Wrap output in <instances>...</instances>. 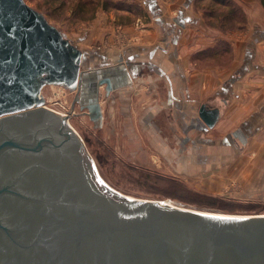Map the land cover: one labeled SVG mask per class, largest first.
Returning a JSON list of instances; mask_svg holds the SVG:
<instances>
[{"label": "water", "instance_id": "1", "mask_svg": "<svg viewBox=\"0 0 264 264\" xmlns=\"http://www.w3.org/2000/svg\"><path fill=\"white\" fill-rule=\"evenodd\" d=\"M88 61L25 0H0V264H264V214L135 198L101 178L70 116L42 95L77 93L73 108L100 125L101 88L111 95L119 72ZM220 115L198 112L208 129Z\"/></svg>", "mask_w": 264, "mask_h": 264}, {"label": "crops", "instance_id": "2", "mask_svg": "<svg viewBox=\"0 0 264 264\" xmlns=\"http://www.w3.org/2000/svg\"><path fill=\"white\" fill-rule=\"evenodd\" d=\"M172 1L169 5L144 0L157 28H118L113 39L120 32L130 38V56L99 50L87 56L89 70L119 72L111 76L115 86L111 95L101 88V123L111 135L126 138L131 153L153 160L170 175L194 176L208 192L264 188V28L250 25L264 8L260 0L255 8L247 6L250 0H234L238 4L234 8L250 23L224 39L235 50L232 70L240 68L242 54L250 69L242 75L221 74L193 67L188 50L200 45L202 38L195 42V21L181 12L177 16ZM98 30L94 28L90 46L102 41ZM257 34L262 39L250 52L247 45ZM203 104L221 112L215 127L207 131L198 116Z\"/></svg>", "mask_w": 264, "mask_h": 264}, {"label": "rangeland", "instance_id": "3", "mask_svg": "<svg viewBox=\"0 0 264 264\" xmlns=\"http://www.w3.org/2000/svg\"><path fill=\"white\" fill-rule=\"evenodd\" d=\"M25 1L41 12L50 24L58 28L87 56L89 53L93 54L94 50H99L113 53L115 56L122 55L123 58L128 57L132 54V41L130 38L126 39L121 32L117 39H113V35L119 32L118 28L158 27L144 0ZM170 1L164 0L168 4ZM250 1L251 3L247 4L249 8H255L259 3V0ZM173 3L177 16L181 12L183 16H190L195 21V42L202 38L200 45L188 50L189 60L196 70H219L221 74L231 72L240 75L249 71L250 66L247 64L250 61L245 58L248 62H243L244 47L240 50V68L232 70L236 58L235 50L224 39L236 33L239 28H246L250 23L246 16L238 11L228 19L222 20L225 5L228 9L238 6L234 0H173L171 5ZM250 25L252 28H264V14L258 15L256 23L251 22ZM94 28H99L98 33L102 35V41L99 40L90 46L88 41L94 36ZM261 39L259 34L250 38L247 45L251 47L250 52L256 49V43ZM109 47L115 48V52H111ZM76 94L56 86H46L42 90L49 109L70 116L69 124L83 139L97 169L103 167L101 178L109 186L135 198L168 201L200 211L241 216L264 214V188H252L247 191L229 188L221 192H208L197 185L194 176L190 178L179 174L170 175L153 160H143L131 153V146L126 144V138H122V135H111L104 123L96 125L87 110H81L78 102L73 108Z\"/></svg>", "mask_w": 264, "mask_h": 264}, {"label": "trees", "instance_id": "4", "mask_svg": "<svg viewBox=\"0 0 264 264\" xmlns=\"http://www.w3.org/2000/svg\"><path fill=\"white\" fill-rule=\"evenodd\" d=\"M260 3L262 5V7L264 8V0H260ZM232 10H235V11H232ZM235 12H237V10L235 8H231V9H228V11L224 12V14L222 16L225 20V19H228L229 17H231L232 14H234Z\"/></svg>", "mask_w": 264, "mask_h": 264}, {"label": "flooded vegetation", "instance_id": "5", "mask_svg": "<svg viewBox=\"0 0 264 264\" xmlns=\"http://www.w3.org/2000/svg\"><path fill=\"white\" fill-rule=\"evenodd\" d=\"M100 97H101V96H100ZM74 100H75V99H74ZM76 103H77V102H76ZM78 104H79V103H78ZM79 106H80V108H81V104H79ZM81 109H82V108H81ZM84 110H87V109L84 108ZM87 114H88V112H87ZM88 115H89V114H88ZM89 117H90V116H89ZM90 119H91V117H90ZM91 120H92V119H91ZM92 121H93V120H92ZM95 124L97 125V123H95ZM205 129H206V131L209 130L206 126H205Z\"/></svg>", "mask_w": 264, "mask_h": 264}, {"label": "bare ground", "instance_id": "6", "mask_svg": "<svg viewBox=\"0 0 264 264\" xmlns=\"http://www.w3.org/2000/svg\"><path fill=\"white\" fill-rule=\"evenodd\" d=\"M168 202V201H167ZM170 203V202H169ZM252 216H254V215H252Z\"/></svg>", "mask_w": 264, "mask_h": 264}, {"label": "built area", "instance_id": "7", "mask_svg": "<svg viewBox=\"0 0 264 264\" xmlns=\"http://www.w3.org/2000/svg\"><path fill=\"white\" fill-rule=\"evenodd\" d=\"M61 114V113H60ZM62 115H65V114H62Z\"/></svg>", "mask_w": 264, "mask_h": 264}]
</instances>
